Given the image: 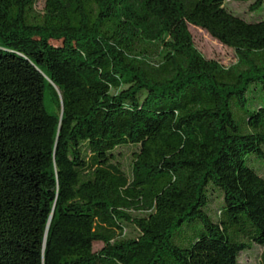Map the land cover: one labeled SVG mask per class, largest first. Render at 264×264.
<instances>
[{
    "label": "trees",
    "instance_id": "1",
    "mask_svg": "<svg viewBox=\"0 0 264 264\" xmlns=\"http://www.w3.org/2000/svg\"><path fill=\"white\" fill-rule=\"evenodd\" d=\"M228 1L0 0V264H264V0Z\"/></svg>",
    "mask_w": 264,
    "mask_h": 264
},
{
    "label": "rangeland",
    "instance_id": "2",
    "mask_svg": "<svg viewBox=\"0 0 264 264\" xmlns=\"http://www.w3.org/2000/svg\"><path fill=\"white\" fill-rule=\"evenodd\" d=\"M253 0L248 1H228L226 5L229 9L232 11L239 13L246 18H253L254 11L251 9V4ZM43 2L39 3V7H43ZM190 31L193 34L195 43L199 50L209 59H215L218 60L220 63H222L225 66H230L237 61V55L233 48L224 45L219 40L214 38L207 30L197 27L195 25H190ZM251 94H255V97L257 100H261L264 97H262V92L257 90H254L251 92ZM249 165L258 167L260 165H264V161L252 158L248 161ZM201 223H198L199 225ZM96 249H100L102 247L101 243L96 244ZM261 249L257 248L253 252H245L241 254V264H258V258L260 254Z\"/></svg>",
    "mask_w": 264,
    "mask_h": 264
}]
</instances>
